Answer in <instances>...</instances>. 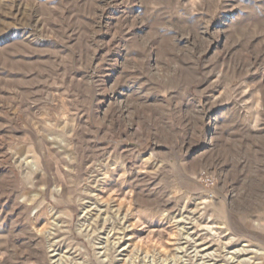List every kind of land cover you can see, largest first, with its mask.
<instances>
[{"label": "rangeland", "instance_id": "1", "mask_svg": "<svg viewBox=\"0 0 264 264\" xmlns=\"http://www.w3.org/2000/svg\"><path fill=\"white\" fill-rule=\"evenodd\" d=\"M61 256L264 264V0H0V264Z\"/></svg>", "mask_w": 264, "mask_h": 264}, {"label": "bare ground", "instance_id": "2", "mask_svg": "<svg viewBox=\"0 0 264 264\" xmlns=\"http://www.w3.org/2000/svg\"><path fill=\"white\" fill-rule=\"evenodd\" d=\"M115 204H116V203H115ZM116 208H117V206H116ZM85 209H86V208H85ZM121 209H122V207L119 206L118 209H117V212H116V213H117V214H120V213H121ZM106 210H107V209H106ZM130 211H131V210H130ZM85 215H87V214L85 213ZM115 217H116V216H115ZM117 218H118V215H117ZM118 219H119V218H118ZM123 219H125V218H123ZM109 220H110V219H109ZM54 222H55V221H54ZM91 222H92V221H91ZM105 222H106V221H105ZM51 226H52V225H51ZM57 226L59 227V224H58V223H57V224L54 223L53 227H57ZM210 228H211V227H210ZM92 230H93V229H92V228L90 229V226H88V228H87L88 233L91 232ZM120 230H121V229H120ZM126 231H127V230H125V232H126ZM44 232H46V233H48V235H50V234H49L50 231H48L47 229H45ZM44 232L41 231V233H44ZM125 232H124V233H125ZM122 234H123V233H122ZM128 237H129V236H128ZM117 240H118V239H117ZM118 241H119V240H118ZM108 242H109V241H108ZM108 242H107V245H106L105 250H104V251H105V252H104V254H105V259L108 257L107 251H108V248H109V245H110V244H109L110 242H109V243H108ZM50 248H52V250H51L52 253L57 252V250H56V248H55V246H54V243L51 244ZM178 249H179V248H178ZM146 250H147V249H146ZM53 257L55 258V257H56V254H55V256L53 255ZM144 259H145V258H144ZM55 264H64V258L61 256L60 259H58V260L55 262Z\"/></svg>", "mask_w": 264, "mask_h": 264}]
</instances>
